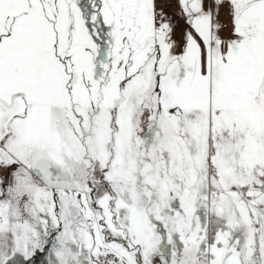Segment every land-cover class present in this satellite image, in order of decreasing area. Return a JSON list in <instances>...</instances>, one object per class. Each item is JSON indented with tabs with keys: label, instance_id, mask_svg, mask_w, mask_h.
Segmentation results:
<instances>
[{
	"label": "snow or ice",
	"instance_id": "obj_1",
	"mask_svg": "<svg viewBox=\"0 0 264 264\" xmlns=\"http://www.w3.org/2000/svg\"><path fill=\"white\" fill-rule=\"evenodd\" d=\"M0 264H264V0H0Z\"/></svg>",
	"mask_w": 264,
	"mask_h": 264
}]
</instances>
